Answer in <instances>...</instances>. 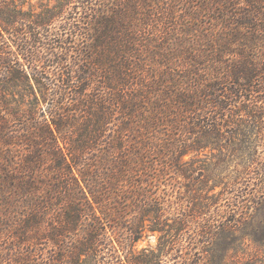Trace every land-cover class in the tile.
I'll list each match as a JSON object with an SVG mask.
<instances>
[{"label": "trees", "instance_id": "16d2710c", "mask_svg": "<svg viewBox=\"0 0 264 264\" xmlns=\"http://www.w3.org/2000/svg\"><path fill=\"white\" fill-rule=\"evenodd\" d=\"M30 1L0 0V239L13 246L0 264H123L84 205L96 204L116 229L128 194L140 210L129 241L147 229L174 239L161 255L180 250L186 224L171 234L156 207L165 202L141 192L171 170L202 176L201 159L186 156L235 155L239 138L263 130L264 0H41L56 3L18 9ZM244 197L236 210L246 216L223 223L214 212L199 221L209 204L191 201L188 223L201 226L195 255L205 262L188 264H223L231 244L253 236L236 235L261 203ZM259 230L251 241L264 250Z\"/></svg>", "mask_w": 264, "mask_h": 264}, {"label": "rangeland", "instance_id": "374dc122", "mask_svg": "<svg viewBox=\"0 0 264 264\" xmlns=\"http://www.w3.org/2000/svg\"><path fill=\"white\" fill-rule=\"evenodd\" d=\"M55 3L56 2L53 1L48 5L47 1L31 0L30 6L28 4H24L22 7H18V9L24 12L31 11V13H35L39 12L40 9L44 10L47 5L48 7H52ZM41 5H45V7ZM182 10L184 11V8H182ZM206 21L207 20H204V22ZM72 50H74V46H72ZM259 96L264 97V94L261 93ZM16 125L19 124L15 123L13 127L15 128ZM16 129H18V127ZM239 139L240 140L237 142L240 146L236 150L235 155L231 154V156L228 157H220L218 155L216 158H213L212 151L207 149L198 156H194V154L186 156L183 163L190 162L193 158L199 157L201 159L200 162L195 163V166L198 167L202 165V167H204L202 176H199L197 173L192 174L189 172V177H184L179 176L171 170L169 174L160 178L158 189L153 188L150 189L149 192L146 188L141 192L149 194L155 193V198L157 197L159 202H165L163 205H156V207L162 209L163 216L161 217L160 222L165 223L162 227H165V229L169 232L171 231V234L174 233V229L177 227V224H186V234L183 233L185 238L181 239L183 246L180 250L176 248L172 251L171 249L168 250V248L165 247L167 248L166 252L169 251L170 254L165 253L164 255H161L160 250L163 249L164 243L174 239H172V236L169 237L167 234L165 236L162 232H150L147 229L142 232L141 237L137 241H129L133 224L138 221L133 217L140 211L134 210L131 207L132 205L130 202L133 197L131 194H128V198L131 197L130 200L128 199V201H130L128 202L129 205L124 207L123 218L117 224L116 229H113V226L111 228L107 226V223H105L106 216L102 214L103 212L99 210L96 204H93L91 207H89V205H84L85 210H87L88 213L91 214L92 219L95 220V222L91 223V225L94 224V228L96 225H100L101 228L104 227V230L100 229L97 231H100L104 238L112 241V243L108 244V247L110 248L113 246L111 251L115 252L118 258H122L121 260L123 261V264H130L129 259L131 256L136 257L137 259L134 260L140 262L143 260L144 256H150L154 252L158 254L159 258L162 256L160 264H188L189 262L186 261V259L190 257L194 260H199V258H201V260L205 262V256L195 255L197 254L196 251H200L201 244L199 246H193L196 243L195 238H198V236L196 237V229H199L201 226L194 222L188 223L189 219H192V213L189 211L191 207H193V204L198 206L200 203L209 204L208 212L205 210V207H202V212L204 214L203 216L201 215V218H198L200 219L199 221H202V219H210V213L212 214L214 212L215 216H218L221 223H223L228 221V219L237 218L240 215L245 217L246 215L241 214L236 210V201H239L237 199L239 196H245L242 199L250 197V199L253 200H260V206L257 208L258 210L253 212L250 221L242 226L243 231L238 232L236 235L242 236L244 234H251L253 236L251 238L246 236L244 240L231 244L232 247L228 248L221 254L223 256L222 263L246 264L244 262L248 255L254 254L256 255L254 264H264V250L254 245L251 241L254 237L257 239L256 236L261 235V231H258V229L263 228L264 233V197H261L264 190L263 188L260 189L262 182L259 178L261 173L260 168L264 164V128L263 130H255L247 140L241 143L240 141L242 139ZM247 165L250 166L252 171L250 175L251 177L245 179L244 174L240 173V171H242L243 167L245 168ZM186 166H188V164L182 166L184 171L189 169V167L186 168ZM214 185H217V187L215 186L213 189ZM192 200L193 204H191ZM246 204L249 205L250 203ZM134 205L136 206L137 204L134 203ZM205 211L207 212V215L205 214ZM260 225L261 227H258ZM112 229L115 230L114 233ZM195 231L196 234H194ZM230 239L232 238L228 237L225 241L231 243ZM222 240L224 239L221 238L216 243L220 244ZM35 244L40 245V248L43 247L41 248L42 250L37 252H42L44 255L43 257L47 260V256L51 254L48 245H45L44 241H41L40 243L35 242ZM36 245H33L34 247L31 246L29 250L35 252V250H37ZM123 247L125 249H123ZM219 247H221V244ZM12 248V243H5L4 239H0V254L3 252V249L9 250ZM216 251L218 253L216 260L218 261L221 252L220 249H217ZM37 252L36 257L34 258L42 261V256L40 258L37 255ZM61 253L63 252L60 251L59 254L61 255ZM9 256H12V254L9 253ZM99 257L104 258L101 254ZM36 259L34 260L37 261ZM6 263L8 264V262ZM6 263L4 262V264Z\"/></svg>", "mask_w": 264, "mask_h": 264}]
</instances>
